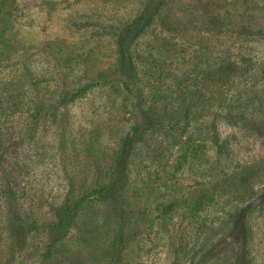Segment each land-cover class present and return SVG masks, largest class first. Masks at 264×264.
I'll list each match as a JSON object with an SVG mask.
<instances>
[{
    "label": "rangeland",
    "instance_id": "374dc122",
    "mask_svg": "<svg viewBox=\"0 0 264 264\" xmlns=\"http://www.w3.org/2000/svg\"><path fill=\"white\" fill-rule=\"evenodd\" d=\"M0 127V264H264V0H0Z\"/></svg>",
    "mask_w": 264,
    "mask_h": 264
},
{
    "label": "trees",
    "instance_id": "16d2710c",
    "mask_svg": "<svg viewBox=\"0 0 264 264\" xmlns=\"http://www.w3.org/2000/svg\"><path fill=\"white\" fill-rule=\"evenodd\" d=\"M1 127H0V135H1ZM112 184L114 186H118V182L116 180H113L110 185H107L103 189L95 190L97 193H100L102 195H106L107 193H110L114 191L112 188ZM109 191V192H108ZM86 201V197L79 199L77 202H65L62 203L60 206L57 207L56 210V218L55 222L51 225L54 232H56L58 235L55 237V240H53L46 252L44 253V257L46 259H50L52 257V254L54 253V250L57 243L63 239L67 232L70 230L74 222L76 221V218L80 214L81 211V205L83 202Z\"/></svg>",
    "mask_w": 264,
    "mask_h": 264
}]
</instances>
